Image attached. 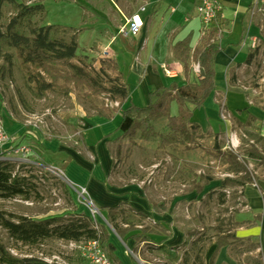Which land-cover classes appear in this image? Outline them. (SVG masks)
I'll return each instance as SVG.
<instances>
[{
  "label": "crops",
  "instance_id": "crops-1",
  "mask_svg": "<svg viewBox=\"0 0 264 264\" xmlns=\"http://www.w3.org/2000/svg\"><path fill=\"white\" fill-rule=\"evenodd\" d=\"M69 1L76 3L80 0ZM81 1L96 3L98 27L96 31L87 29L85 34L96 38L97 46L103 49V57L100 58L111 61L114 75L128 87L130 103L137 107L148 105L150 93L169 87L174 81L193 80L200 72V67L199 71L196 70L198 62L192 61L193 72L186 77L183 63L175 55V48L189 38L193 52L201 46L204 35L217 27L216 43L222 49L214 58L215 89L202 107L194 109L192 104H187L193 110L191 123L199 127L197 139L206 142L197 150L204 155L203 149L210 150L218 142L217 146L221 149L219 144L224 140L233 141L232 146L236 147L239 132L254 133L264 144V2L220 0L221 10L204 32L196 10L197 0ZM134 15L141 22L140 31L136 35L125 36L121 29ZM255 49V55L248 62L249 54ZM98 63L100 68V61ZM81 110L68 111V122L76 128L74 136L68 138L75 141L77 147L57 139H45L38 134L40 146L46 149L45 156H49L50 165L63 172L73 192L84 201L91 202L98 210L96 216L107 223L108 209L114 206L144 213L147 215L143 221L146 226L158 223L156 231L149 234V240L144 242H136L132 238V235L141 233L139 226L125 239L120 238L112 226L113 231L107 230L108 241L115 248L113 254L120 263L171 264L174 261L179 264L188 242L187 225L181 219L183 213L179 207L185 201L190 203L214 191L221 185V179L213 175L200 178L201 183L196 185L203 187L201 191L196 186L188 194L179 191L170 202H163L159 192L152 187H143L142 182H122L121 177L116 179L113 174L112 152L119 141L126 139L118 129L121 109L106 111V115L98 112L88 115ZM178 113V104L172 103L170 114ZM152 125L159 135L149 140L136 139L133 155L140 158L145 154L151 159L158 151L177 153L174 150L182 148V161L187 165L193 162L195 150H185L190 143L185 145L178 139L162 144V137L170 132L167 117L153 120ZM20 130L24 129L19 126L9 129L11 133ZM207 177L213 179L205 182ZM258 182L259 186L247 185L240 191L242 203L234 213L237 224L234 233L241 240H231L217 250L214 238L205 254L206 264H210L214 253L213 264H236V242L255 243V252L252 250L250 253L264 254V180ZM82 188L86 189V193L80 197ZM83 204L81 211L90 217L88 207ZM160 204L163 206L155 207ZM116 222L125 227L121 218H117ZM254 239L256 241H249Z\"/></svg>",
  "mask_w": 264,
  "mask_h": 264
},
{
  "label": "rangeland",
  "instance_id": "rangeland-1",
  "mask_svg": "<svg viewBox=\"0 0 264 264\" xmlns=\"http://www.w3.org/2000/svg\"><path fill=\"white\" fill-rule=\"evenodd\" d=\"M27 3L44 5V12L33 18L36 25L54 24L73 29L70 32L77 35L79 44L78 57L73 63L80 64L81 58L86 57V65L91 70L97 71L101 68V66L98 68V61L101 63L104 60L100 58L103 49L97 46L96 38H89L85 34L87 29L95 30L98 27L96 3L81 0L76 3L69 0H30ZM13 15V8L6 4L1 19L3 29ZM85 15L88 17H84ZM23 32L28 34L26 29ZM8 51L14 58L11 65L5 64L7 66L4 70L0 68V122L12 137L13 146L16 148L25 146L29 151L24 155L0 148V161L12 162L14 173L25 177L27 183V194L11 198L0 196V242L10 253L18 257H35L53 264H95L83 255V247L87 243L84 239L75 243L53 237L37 244H24L10 235L2 220L18 222L19 218H26L42 221L54 217H64L68 220L73 216L86 215L81 211L85 203L94 223L98 225L102 223L107 230L113 231L107 221L92 214L89 203L79 198L65 176L50 165L49 156H45L46 149L40 146L38 140L40 133L45 139H57L77 147L75 141L68 138L76 133V128L68 122V111L76 112L82 109L88 115L93 112L106 115V111L114 110L106 106L112 100L105 94L94 95L86 86L75 84L69 79L71 70L65 64H54L53 70L46 72L32 64L23 63L15 50ZM3 63V60H0V67ZM105 69L110 77H117L114 75V67L107 66ZM38 80L51 83V88L40 97L37 95ZM47 112L51 113L53 118L46 114ZM41 114H46L43 124L36 128L29 124L34 115ZM18 126L24 130L12 133L9 131L11 127ZM191 134L194 136L191 142L185 137L178 138L182 141L179 143L185 145L190 143L185 150H195L190 165L181 159L182 148L174 150L177 153L158 151L151 159L145 154L140 155L141 159L133 155L136 139L152 138H143L140 132L132 140L126 137L119 141L112 151L115 178L121 177L122 182H142L143 187H152L159 192L163 202H170L175 194L180 193L179 191L188 194L196 183H201L200 178L207 175H213L222 181L225 178L241 179L248 173L252 178V184L249 185L256 183L257 186L259 180H264V160H255L247 156V151L253 147L264 157V144L256 134L244 135L239 132L238 146H232L233 141L232 143L220 141L221 149L217 146L218 142L214 144V148L210 147V150L203 149L204 155L197 149L202 148L206 142L197 139L199 132ZM74 139L76 140V135ZM240 191L242 186H229L223 190L218 186L210 197L203 196L190 203L186 201L182 203L179 211L183 213L181 219L187 225L188 242L183 260L179 264H206L205 254L210 242L220 233L234 232L236 228L233 222L234 213L242 203ZM254 244L235 243L236 264H264L263 253H250L252 250L255 252ZM104 251L108 255L107 250ZM171 264L176 262L172 261Z\"/></svg>",
  "mask_w": 264,
  "mask_h": 264
},
{
  "label": "trees",
  "instance_id": "trees-1",
  "mask_svg": "<svg viewBox=\"0 0 264 264\" xmlns=\"http://www.w3.org/2000/svg\"><path fill=\"white\" fill-rule=\"evenodd\" d=\"M28 1L30 0H0V60L4 62L0 67L2 70L13 63L14 55L8 51L9 49L15 50L23 63L32 64L46 72L52 71L54 64H65L71 70L69 79L75 84L86 86L94 95L105 94L110 100L119 101L122 117L118 129L130 140L135 138L138 132L143 138L158 136L152 121L160 117L168 118L170 130L169 135L162 137V144H168L180 137H185L189 142L194 139L191 132L197 133L199 127L191 123L193 110L187 104H192L194 109L202 107L215 89L214 58L222 49L216 43V36L219 32L217 27H213L204 35L201 39V46L193 52L189 38L181 41L175 48V55L183 63L186 77H189L193 72L192 61L198 62L199 74L195 75L193 80L188 78L184 82L174 81L169 87L150 93L148 105L137 107L130 103L129 89L121 82L120 78L118 76L110 77L107 74L105 67H114L110 60L104 59L101 62V68L97 71L93 69L92 71L86 65V57L81 58L82 63L80 62V64L73 63V60L78 57L79 49L77 35L70 32L73 29L54 24L36 25L33 18L44 12V5L42 3L28 4ZM6 4L13 8L14 15L3 29L1 19ZM24 29L28 30V34L23 32ZM256 51L257 49L249 54L248 62L251 61ZM50 88L51 83L38 80L37 95L42 96ZM174 102L178 104V115L170 114L171 105ZM247 156L255 160H264V157L253 147L247 151ZM12 167V162L0 161V196L3 198L27 194L25 177H21L19 173H14ZM212 179V177H207L205 182ZM251 181L252 178L248 173L241 179L225 178L221 181L220 189L223 190L229 186H242L244 188ZM195 186L199 191L203 189L199 185ZM213 192L211 191L206 196L210 197ZM158 206L162 207L163 204L155 207ZM117 218L122 219L125 227L119 226L116 222ZM145 219H147V215L139 211L126 210L119 206L108 209V223L122 239H125L139 226L141 233L132 235V238L136 242L148 241V235L155 232L159 225L156 223L153 226H146L143 223ZM2 224L13 238L24 244H37L53 237L75 243L83 239L85 241L98 240L101 247L107 250V256L111 263L122 264L113 254L115 248L108 241L106 227L95 224L87 215L73 216L68 220L64 217H54L42 221L19 218L18 222L3 219ZM236 225L234 222V227ZM231 240L240 241L241 239L237 238L234 232L220 233L216 238L217 250L229 244ZM215 255L216 253L213 254L210 264H213ZM0 264L53 263L35 257L15 256L0 242Z\"/></svg>",
  "mask_w": 264,
  "mask_h": 264
},
{
  "label": "built area",
  "instance_id": "built-area-1",
  "mask_svg": "<svg viewBox=\"0 0 264 264\" xmlns=\"http://www.w3.org/2000/svg\"><path fill=\"white\" fill-rule=\"evenodd\" d=\"M197 1H198L196 7L197 14L201 20L203 31L205 32V29H207L213 23V21L217 17V14L221 10V1L220 0H197ZM254 1L256 3L264 2V0H254ZM140 28H141V22H139L137 16L134 15L127 20L126 25L121 29V33L124 34L125 36H128L130 34L136 35L140 31ZM198 67L199 66H197L196 69L197 71H199ZM167 72L170 73L169 71ZM106 106L110 108H119L120 103L119 101L112 100ZM46 114H48L49 116L51 115V113L48 112ZM46 114L34 115L33 120L29 121V124L35 128L39 126V124H43L45 122L44 117L46 116ZM0 148L5 150H10L11 153L13 152L16 154H24V155L29 151V149L25 146H20L17 148L13 146V139L5 130L1 122H0ZM56 170L60 171L63 174L61 170L59 169ZM253 186H257V184L253 183ZM85 193H86V189L82 188L79 192L80 197H83ZM88 203L92 207L91 208L92 214H94L95 216L98 210L93 206L91 202ZM83 250H84L83 255L88 257L91 260V262L95 264H112L98 240L87 241V243L83 247Z\"/></svg>",
  "mask_w": 264,
  "mask_h": 264
}]
</instances>
